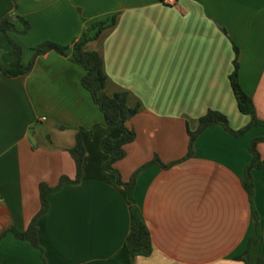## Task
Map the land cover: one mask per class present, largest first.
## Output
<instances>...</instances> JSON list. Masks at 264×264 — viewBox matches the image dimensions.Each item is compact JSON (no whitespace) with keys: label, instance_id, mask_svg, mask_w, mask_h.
<instances>
[{"label":"crops","instance_id":"crops-1","mask_svg":"<svg viewBox=\"0 0 264 264\" xmlns=\"http://www.w3.org/2000/svg\"><path fill=\"white\" fill-rule=\"evenodd\" d=\"M10 15L32 25L27 35L10 33L24 48L25 65L37 46L72 47L94 24L116 19L87 49L103 60L106 94L127 93L136 111L128 127L137 140L117 165L125 183L156 157L166 165L185 159L189 130L197 131L210 111L227 116L235 130L250 123L230 81L235 46L242 87L264 119V0H177L174 6L164 0H0V27ZM11 51L0 28L3 64L12 62ZM72 56V49L68 57L53 52L26 76L0 75V232L28 229L41 209L40 186L76 179L70 151L80 128L105 125L82 85L86 71ZM263 136L264 128L237 138L215 126L197 140L193 158L145 170L134 197L154 252L133 258L126 240L134 203L105 170L98 132L86 140L81 183L49 198L50 211L39 221L43 252L9 234L0 244V264H246L236 258L248 249L255 218L243 177L252 161L249 147ZM260 152L264 158V145ZM254 180L264 264V171H255Z\"/></svg>","mask_w":264,"mask_h":264},{"label":"trees","instance_id":"trees-1","mask_svg":"<svg viewBox=\"0 0 264 264\" xmlns=\"http://www.w3.org/2000/svg\"><path fill=\"white\" fill-rule=\"evenodd\" d=\"M115 23L116 19L114 18L111 22L94 24L82 38L73 43L72 47L61 46L51 41L45 42L33 49V59L29 65H25L23 62L24 48L11 38L10 33L27 35L32 30L31 23L23 17H13V15L7 16L2 20L0 27L1 32L12 47L11 56L13 59L9 64H3L0 60V75H4L10 79L26 76L34 70L39 58L53 52L63 57H68V52L72 49V62L85 69L86 74L82 80V85L91 94L94 103L103 113L105 125H95L91 129L84 127L80 128L76 138V145L70 151L77 167L76 179L71 180L68 177H63L57 187L42 184L40 186L41 209L32 220L28 229L26 231H20L16 227H11L0 232V244L9 234H12L18 240L28 242L35 249L43 252L39 236V221L50 211L51 204L49 198L51 195L60 191L66 184L78 185L81 183L84 177V167L87 156L86 140L93 138L96 133L101 132L104 134L101 147L108 156L104 168L106 171L115 175L118 185L127 190L130 200L134 203L132 211L133 225L131 233L126 240V248L133 258L150 257L154 252L152 235L139 211L134 197V191L139 176L152 166L158 165L165 169H169L182 161L193 158L195 156L197 140L212 127L221 126L226 132L237 138L244 137L257 128H264V119L259 116L253 98L248 95L242 87L240 50L235 46L236 58L234 61V71L230 76V81L238 103L239 111L243 115L250 117V123L241 130H235L232 128L227 116L217 111H210L200 119L197 131L192 132L189 130V151L185 159L180 162L166 165L159 157H156L153 161L137 170L131 180L128 183H125L117 165L126 158V147L137 140L136 131L128 127V122L132 118V115L130 114L131 109L129 107V95L127 93H119L110 97L106 94L105 89L108 78L104 72L103 60L98 53L90 52L87 49L91 42L99 39L101 34ZM18 24L23 25V30L18 29ZM114 132L119 133L120 137L117 139L113 138L111 134ZM262 145H264V136L255 138L252 141L249 147L252 161L247 167L243 177V185L253 205L255 218V231L249 241L248 249L244 255L236 258L238 261H243L246 264L262 263L263 228L260 214L255 207L256 186L254 180L255 171H264V158L260 152V147Z\"/></svg>","mask_w":264,"mask_h":264},{"label":"built area","instance_id":"built-area-1","mask_svg":"<svg viewBox=\"0 0 264 264\" xmlns=\"http://www.w3.org/2000/svg\"><path fill=\"white\" fill-rule=\"evenodd\" d=\"M164 3L170 6H174L177 3V0H164ZM46 118H43V121H46Z\"/></svg>","mask_w":264,"mask_h":264},{"label":"water","instance_id":"water-1","mask_svg":"<svg viewBox=\"0 0 264 264\" xmlns=\"http://www.w3.org/2000/svg\"><path fill=\"white\" fill-rule=\"evenodd\" d=\"M130 114H131L132 116H134V115H135V112L132 111V110H130Z\"/></svg>","mask_w":264,"mask_h":264},{"label":"rangeland","instance_id":"rangeland-1","mask_svg":"<svg viewBox=\"0 0 264 264\" xmlns=\"http://www.w3.org/2000/svg\"><path fill=\"white\" fill-rule=\"evenodd\" d=\"M29 21V20H28ZM22 35V34H21Z\"/></svg>","mask_w":264,"mask_h":264}]
</instances>
